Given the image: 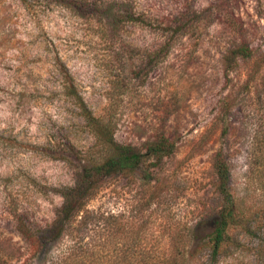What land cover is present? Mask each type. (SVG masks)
Segmentation results:
<instances>
[{
  "label": "rangeland",
  "instance_id": "rangeland-1",
  "mask_svg": "<svg viewBox=\"0 0 264 264\" xmlns=\"http://www.w3.org/2000/svg\"><path fill=\"white\" fill-rule=\"evenodd\" d=\"M241 43L253 57L237 60L227 79L222 56ZM263 55L264 0H0V226L11 228L9 201L50 221L57 190L73 183L74 158L94 144L74 93L111 117L118 142L143 150L158 129L175 142L155 169L165 182L152 207L160 215L194 225L218 211L219 148L241 203L249 145L241 78ZM256 84L264 108V60ZM114 188L106 198L128 195L123 180Z\"/></svg>",
  "mask_w": 264,
  "mask_h": 264
},
{
  "label": "trees",
  "instance_id": "trees-1",
  "mask_svg": "<svg viewBox=\"0 0 264 264\" xmlns=\"http://www.w3.org/2000/svg\"><path fill=\"white\" fill-rule=\"evenodd\" d=\"M252 57L246 43L223 54L227 79L237 60ZM263 60L264 55L254 60L241 78V127L249 136L241 203L219 148L212 162L218 211L194 225L169 212L160 215L152 207L165 182L155 169L175 151V142L162 129L143 150L118 142L111 117L94 114L74 93L94 144L74 158L73 183L57 190L61 203L50 221L38 224L9 201L5 220L11 228L0 226V264H264V108L254 97ZM220 110L222 117L230 112L228 96ZM118 180L124 181V194L132 185L139 188L137 199L106 198ZM94 200L100 202L92 208Z\"/></svg>",
  "mask_w": 264,
  "mask_h": 264
}]
</instances>
